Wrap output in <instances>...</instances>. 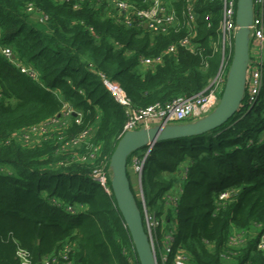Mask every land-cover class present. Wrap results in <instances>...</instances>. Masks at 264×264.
Listing matches in <instances>:
<instances>
[{
    "label": "trees",
    "instance_id": "trees-1",
    "mask_svg": "<svg viewBox=\"0 0 264 264\" xmlns=\"http://www.w3.org/2000/svg\"><path fill=\"white\" fill-rule=\"evenodd\" d=\"M126 1L136 8L150 4ZM103 5L0 0V47L12 50L10 58L0 51V264H20L18 248L31 264L51 254L58 264H139L111 189L91 178L104 170L110 188L109 158L126 121L102 77L118 82L132 106L143 108L201 91L219 66L213 42L220 0L193 1L194 51L178 45L190 33L186 0H172L178 23L163 33L137 20L117 23ZM170 45L177 47L166 53ZM163 53L161 62L139 63ZM17 64L32 67L36 78ZM261 76L254 104L244 95L222 125L157 141L144 161L146 205L165 223L157 238L173 225V247L186 252L188 264H264L256 245L264 232V68ZM64 106L76 113L65 124L49 126L32 144L18 137L48 124ZM147 149L132 152L127 164ZM94 150L92 161L80 160ZM223 192L230 196L220 199ZM235 236L240 241L230 243Z\"/></svg>",
    "mask_w": 264,
    "mask_h": 264
},
{
    "label": "built area",
    "instance_id": "built-area-1",
    "mask_svg": "<svg viewBox=\"0 0 264 264\" xmlns=\"http://www.w3.org/2000/svg\"><path fill=\"white\" fill-rule=\"evenodd\" d=\"M65 1V0H54ZM72 1L74 7H77L82 2H94L96 4H104L112 19L115 22L130 26L132 21L137 20V24L146 27L147 29L159 33L167 32L169 27L175 26L178 23L177 16L173 9L168 7L166 0H150V4L146 8H136L133 3L126 0H66ZM194 0H186L184 15L188 21L190 30L189 36L180 39L178 45L194 51L196 44L191 41L194 36L193 22L196 18L193 7ZM221 11L219 18V29L217 41L213 46H217L220 51V63L215 75L209 80L208 84L199 92L191 96L177 95L170 101L162 104L155 102L143 108H135L132 106L126 93L118 82L108 80L102 77L103 84L109 91L111 96L124 109L126 121L123 125L122 134L126 131L137 130L140 128H150L156 125L180 124L183 121H194L209 114L218 104L221 93L224 88L226 76L232 58V44L234 33L237 29L235 14L237 0H220ZM253 3V18L249 25V57L250 60L247 66L245 101L249 105L254 104L257 100V95L261 87L262 70L264 68V0H252ZM27 11L35 12L34 8L29 5ZM36 13V12H35ZM40 15V14H39ZM45 19L40 15V20ZM204 20L210 25L209 15L204 16ZM177 45H170L166 49V53L174 52ZM1 54L6 58L12 56V50L8 46L0 47ZM163 54L154 58L141 57L139 63L142 67H147L152 64L161 62ZM19 70L32 78H36L34 69L30 66L17 64ZM72 109L64 106L61 115L50 120L45 126H34L22 133H31L40 130L41 133L49 126L57 125L58 123L65 124L68 117L73 114ZM20 133V134H22ZM40 133V134H41ZM41 136V135H40ZM85 134L79 138L83 139ZM151 147V146H150ZM144 151L140 156H132L131 170L134 173L135 194L141 203V215L144 230L147 234L150 247L154 253L156 264H188V256L180 247H173V230L174 226L166 229L160 240L157 238V229L159 226L163 229L164 221L148 210L146 205L143 189H142V171L143 164L148 155L149 149ZM95 150L80 157V160L93 159ZM91 178L100 184L108 193L110 192L107 178L104 170H94ZM230 196V192H223L219 195L220 199H226ZM125 225V224H124ZM238 238V239H237ZM239 240L238 236L233 237L230 243L235 244ZM257 249L264 251V232L260 234L257 240ZM158 253V254H157ZM16 257L20 264H31L29 253L18 248ZM67 255L63 252L62 259L66 260ZM41 264H58V259L54 254L43 257ZM67 264H70L67 262Z\"/></svg>",
    "mask_w": 264,
    "mask_h": 264
},
{
    "label": "water",
    "instance_id": "water-1",
    "mask_svg": "<svg viewBox=\"0 0 264 264\" xmlns=\"http://www.w3.org/2000/svg\"><path fill=\"white\" fill-rule=\"evenodd\" d=\"M252 18V0H237L235 14L237 29L233 38L232 58L220 100L209 114L191 122L126 131L120 136L110 155L111 192L128 230L139 264H156V260L144 230L136 198L130 188L127 156L144 146L150 147L157 141L205 133L233 116L241 105L246 89L247 66L250 60L249 25Z\"/></svg>",
    "mask_w": 264,
    "mask_h": 264
},
{
    "label": "rangeland",
    "instance_id": "rangeland-1",
    "mask_svg": "<svg viewBox=\"0 0 264 264\" xmlns=\"http://www.w3.org/2000/svg\"><path fill=\"white\" fill-rule=\"evenodd\" d=\"M41 21V20H39ZM185 122H188V121H183V123ZM40 133L41 131L39 130H36V131H33L31 133H22V134H18V137L21 139V141H23L24 143H29L31 142L30 144H32L33 142L35 141H38L40 139ZM134 157L135 156H140L139 154H135L133 155ZM131 163H132V160L131 158L129 159V162L127 164V170H128V175H129V179H130V184L132 185V190L133 192L135 193V188L134 187V180L132 181L133 179V174H132V170H131ZM147 187H145V192H147ZM147 198V197H146ZM238 239V238H237ZM158 254V253H157Z\"/></svg>",
    "mask_w": 264,
    "mask_h": 264
},
{
    "label": "crops",
    "instance_id": "crops-1",
    "mask_svg": "<svg viewBox=\"0 0 264 264\" xmlns=\"http://www.w3.org/2000/svg\"><path fill=\"white\" fill-rule=\"evenodd\" d=\"M171 3H172V0H166V4L168 5V7H171ZM249 55H250V53H249ZM139 155H141V154H139ZM127 172H128V170H127ZM132 174H133V179H132V181H133L134 180V173L132 172Z\"/></svg>",
    "mask_w": 264,
    "mask_h": 264
}]
</instances>
